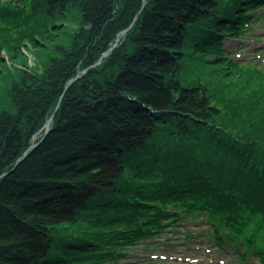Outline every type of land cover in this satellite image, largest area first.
I'll list each match as a JSON object with an SVG mask.
<instances>
[{
  "label": "trees",
  "instance_id": "16d2710c",
  "mask_svg": "<svg viewBox=\"0 0 264 264\" xmlns=\"http://www.w3.org/2000/svg\"><path fill=\"white\" fill-rule=\"evenodd\" d=\"M261 5H0L2 24L23 13L5 27L15 34L0 35V52L50 42L41 72L20 70L1 93L0 264H121L133 246L202 212L219 244L264 253L262 52L235 60L223 47L264 21L248 13ZM68 17L78 27L54 42L52 28Z\"/></svg>",
  "mask_w": 264,
  "mask_h": 264
},
{
  "label": "rangeland",
  "instance_id": "374dc122",
  "mask_svg": "<svg viewBox=\"0 0 264 264\" xmlns=\"http://www.w3.org/2000/svg\"><path fill=\"white\" fill-rule=\"evenodd\" d=\"M11 4L13 0H0L1 9L11 7ZM10 13L12 15H9L6 23L0 22V35L15 34L12 28L5 27L13 17L19 20L23 13ZM248 13L255 16V19L264 17V5L251 9ZM70 18L59 21L58 26L52 28L54 42H66L78 27L74 19ZM259 20L251 22V29H247L249 33L241 39L224 37L223 47L233 55V59L247 60L253 54L262 52L258 54L259 58L254 59H259L258 65L264 66V21ZM255 37L258 39L254 40ZM47 43L50 44L48 40L39 38L37 44L27 41L26 45H21L18 53H10L7 50L0 52V98L3 89L8 87L11 79L17 76L20 70L31 68L41 72V56L45 54ZM98 62L96 65L101 63ZM208 219L209 215L205 212L185 215L179 222L167 225L163 232H155L152 239L130 248L121 264H264V253H254L248 245H240L239 240H226L220 245L211 235L215 225ZM258 221L259 219H256L254 222Z\"/></svg>",
  "mask_w": 264,
  "mask_h": 264
},
{
  "label": "water",
  "instance_id": "95a60500",
  "mask_svg": "<svg viewBox=\"0 0 264 264\" xmlns=\"http://www.w3.org/2000/svg\"><path fill=\"white\" fill-rule=\"evenodd\" d=\"M126 31V30H125ZM125 31H123L122 33H124ZM118 44V40L116 41V43L108 50L106 51L104 54H103V57H105L106 55H108L110 53V51L115 47L117 46ZM102 60V58L99 60L98 63H100ZM80 76V74L78 75ZM73 82V80L71 82H69V84L67 85V87ZM66 87V88H67ZM59 106H60V102L57 104L55 110H54V113L59 109ZM54 113L49 117L48 121L46 122L45 124V135L50 131V127H51V123H52V120H53V116H54ZM42 140V139H41ZM40 140V141H41ZM39 142H34L22 155L21 157L18 159V161L16 162L15 166H17L22 160H24L31 152L32 150L38 146V144L40 143Z\"/></svg>",
  "mask_w": 264,
  "mask_h": 264
},
{
  "label": "bare ground",
  "instance_id": "6f19581e",
  "mask_svg": "<svg viewBox=\"0 0 264 264\" xmlns=\"http://www.w3.org/2000/svg\"><path fill=\"white\" fill-rule=\"evenodd\" d=\"M107 56V55H106Z\"/></svg>",
  "mask_w": 264,
  "mask_h": 264
}]
</instances>
